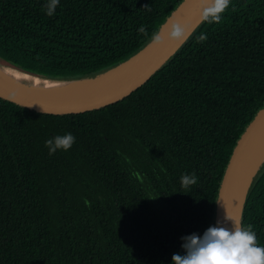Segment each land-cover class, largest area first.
Listing matches in <instances>:
<instances>
[{
  "label": "trees",
  "instance_id": "trees-1",
  "mask_svg": "<svg viewBox=\"0 0 264 264\" xmlns=\"http://www.w3.org/2000/svg\"><path fill=\"white\" fill-rule=\"evenodd\" d=\"M182 1L59 0L50 17L49 0H0V63L94 77L141 50ZM263 107L264 0H230L220 22L100 109L44 114L0 98V264H173L182 237L214 226L225 169ZM66 133L71 149L50 155L45 142ZM242 219L264 247V163Z\"/></svg>",
  "mask_w": 264,
  "mask_h": 264
},
{
  "label": "water",
  "instance_id": "water-1",
  "mask_svg": "<svg viewBox=\"0 0 264 264\" xmlns=\"http://www.w3.org/2000/svg\"><path fill=\"white\" fill-rule=\"evenodd\" d=\"M206 2L211 3V0H183L160 26L158 32L163 42L153 46L150 40L119 65L94 76L96 78L112 73L99 87L76 94L51 95L33 91L0 74V98L39 113L54 115L79 114L116 103L146 83L184 45L204 22L203 9ZM177 22L191 29L190 36L184 41L168 37L171 25ZM263 139L264 107L242 133L232 152L218 192L214 226L219 221L223 226L232 228L226 216L242 223L249 190L259 171L251 173L253 159Z\"/></svg>",
  "mask_w": 264,
  "mask_h": 264
},
{
  "label": "clouds",
  "instance_id": "clouds-1",
  "mask_svg": "<svg viewBox=\"0 0 264 264\" xmlns=\"http://www.w3.org/2000/svg\"><path fill=\"white\" fill-rule=\"evenodd\" d=\"M230 0H211V3H205L203 9V20L209 23L220 22L222 14L229 7ZM59 5V0H49L44 7L48 16H53ZM138 32L145 37L149 33L145 26H141ZM191 34V29L181 23H173L168 32L169 38L178 41L186 40ZM207 39V36L201 34L198 42ZM163 42L160 32H154L151 36L153 46H159ZM76 142V138L72 133H66L63 136H55L45 142V146L49 150V154H55L57 150L63 149L67 151L71 149ZM127 160V158H125ZM131 163L130 160L127 161ZM133 175L143 182V177L139 172ZM197 183L195 172L191 175L183 174L181 176V184L184 188ZM87 203V201L85 202ZM226 221L232 223V228L223 226L221 222H217L216 226L209 227L203 236L196 233L182 237V248L185 255L173 254V264H264V247L258 245L257 236L253 230L254 226L249 224L242 225L238 220H232L226 216Z\"/></svg>",
  "mask_w": 264,
  "mask_h": 264
},
{
  "label": "bare ground",
  "instance_id": "bare-ground-1",
  "mask_svg": "<svg viewBox=\"0 0 264 264\" xmlns=\"http://www.w3.org/2000/svg\"><path fill=\"white\" fill-rule=\"evenodd\" d=\"M0 74L6 76L27 88L45 94L65 95L76 94L102 85L112 73L104 74L96 78H83L78 80H59L30 74L19 69L0 63ZM264 163V139L253 159L252 172L255 173ZM261 167V168H262ZM260 168V169H261Z\"/></svg>",
  "mask_w": 264,
  "mask_h": 264
}]
</instances>
